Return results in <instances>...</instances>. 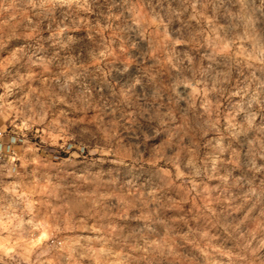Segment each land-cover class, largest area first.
Masks as SVG:
<instances>
[{
    "label": "clouds",
    "instance_id": "9594fccd",
    "mask_svg": "<svg viewBox=\"0 0 264 264\" xmlns=\"http://www.w3.org/2000/svg\"><path fill=\"white\" fill-rule=\"evenodd\" d=\"M0 264H264V0H0Z\"/></svg>",
    "mask_w": 264,
    "mask_h": 264
}]
</instances>
